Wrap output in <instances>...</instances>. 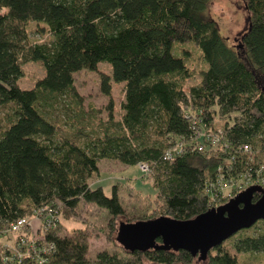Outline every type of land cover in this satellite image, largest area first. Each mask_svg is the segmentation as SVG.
Here are the masks:
<instances>
[{
  "label": "trees",
  "instance_id": "16d2710c",
  "mask_svg": "<svg viewBox=\"0 0 264 264\" xmlns=\"http://www.w3.org/2000/svg\"><path fill=\"white\" fill-rule=\"evenodd\" d=\"M243 2L248 26L235 48L209 15L212 0H0V264H237L239 254L264 251V234L244 235L264 220L230 237L235 254L219 245L202 259L117 238L137 221L189 220L222 204L211 186L223 185L225 196L250 181L264 190V0ZM30 30L42 41H31ZM184 44L204 64L189 87ZM27 63L40 64L44 76L22 89ZM103 64L111 74L98 71ZM83 71L99 75L109 98L107 124L94 132L84 118L101 112L86 114L74 85ZM112 84L124 88L118 122ZM63 114L70 129L61 132ZM103 160L146 166L153 205L125 204L121 188L133 189L126 183L113 182L106 194ZM82 203L105 211L123 253L89 259L83 223L66 233Z\"/></svg>",
  "mask_w": 264,
  "mask_h": 264
},
{
  "label": "rangeland",
  "instance_id": "374dc122",
  "mask_svg": "<svg viewBox=\"0 0 264 264\" xmlns=\"http://www.w3.org/2000/svg\"><path fill=\"white\" fill-rule=\"evenodd\" d=\"M213 3L209 7V15L218 24V29L220 34L224 39L235 48L239 47L240 39L244 32L247 30V19L248 13L245 11V5L243 0H212ZM29 37L31 41H42V39L35 34L34 31L30 30ZM183 47L187 50V67L193 72V80L186 82V87L194 86L198 79V73L204 69V64L199 57V51L196 46L184 44ZM181 55V54H180ZM98 71L111 74L109 67L105 64L98 67ZM23 78L19 80V87L22 89L31 88L36 81L44 76V70L40 64L27 63L22 68ZM74 85L78 96L82 98L81 107L84 112L89 113V109L93 107L95 110L100 111L99 119L85 116L83 126L88 125V129L94 131L100 130L99 126L107 124V112L105 108L108 106L109 98L104 96L101 92V84L99 81V75L97 73H89L86 71L77 73L74 76ZM123 85L112 84L110 91V98L113 105V116L116 122L120 120L121 102L124 99ZM60 126L63 127L62 131H67L70 127L64 124V120L68 122L67 116L60 115ZM217 125H221L220 122ZM99 184L103 187V191L110 195V189L113 182L115 183H126L133 189L128 191L127 189L121 188L122 201L125 204H138L140 207H145L147 203H150V207L153 205L151 201L155 200L154 195V181L153 177L141 175L139 170L135 166L124 169L115 161H102L99 163ZM95 181V180H93ZM97 182V181H96ZM121 187V186H120ZM126 188V187H125ZM123 189V190H122ZM63 212V211H62ZM63 215V214H62ZM107 217L103 209H98L97 207L84 203L80 204L77 208L75 215L71 218L66 219V233H72L79 230V221L83 223L88 233V253L89 259H92L98 252L102 250L115 251L118 253H123L119 244L116 243L114 234L110 235V230L106 226ZM74 221V222H73ZM80 222V223H81ZM81 226V225H80ZM264 234V225H256L255 227L246 230L244 235H249L252 237L260 236ZM236 237L232 239L224 240L222 244L223 248L228 250L229 253L235 254L233 248V241ZM237 264H264V251H257L256 253H244L237 255ZM144 264H147L145 261Z\"/></svg>",
  "mask_w": 264,
  "mask_h": 264
},
{
  "label": "water",
  "instance_id": "95a60500",
  "mask_svg": "<svg viewBox=\"0 0 264 264\" xmlns=\"http://www.w3.org/2000/svg\"><path fill=\"white\" fill-rule=\"evenodd\" d=\"M256 190L260 196L253 201ZM258 220H264V190L254 185L229 202L211 207L189 220L160 216L125 225L117 238L123 246L132 249L184 250L202 259L224 240L253 226ZM158 239L162 242L160 245Z\"/></svg>",
  "mask_w": 264,
  "mask_h": 264
},
{
  "label": "built area",
  "instance_id": "2783aa9c",
  "mask_svg": "<svg viewBox=\"0 0 264 264\" xmlns=\"http://www.w3.org/2000/svg\"><path fill=\"white\" fill-rule=\"evenodd\" d=\"M208 137L209 138H211L212 139V141H216L215 140V138L214 137H212V136H210V135H208ZM139 170H141L142 172H144L145 173V175H147V173H148V171L149 170H147V167L146 166H143V167H141V169H139ZM259 183H256V182H248V184L247 185H243V186H238L237 188V190H235V191H233L232 190V194H230V193H228V194H226V196L223 194V189H222V186L221 187H216V186H211V189H213V191H215L214 193H213V196H220L221 198L222 197H225V198H223V202H222V204H224V203H226V202H229L230 200H232L233 199V197H235L237 194H239V193H241V192H243V190H245V189H247L249 186H254V185H258ZM228 185H230V183H228ZM227 184H226V186H228ZM260 185V184H259ZM258 185V186H259ZM219 192V193H218ZM218 193V194H217ZM221 193H222V196H221ZM222 204H218V205H216V206H212V207H218V206H221ZM26 220H20V221H18L16 224H13L12 225V227H11V229H12V231L13 230H15V231H18V230H20V227L22 226V225H24V222H25Z\"/></svg>",
  "mask_w": 264,
  "mask_h": 264
}]
</instances>
